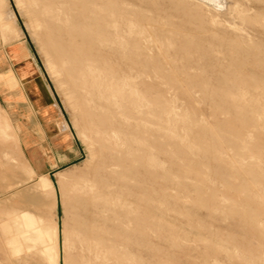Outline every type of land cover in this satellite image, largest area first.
Segmentation results:
<instances>
[{
  "label": "rangeland",
  "instance_id": "rangeland-1",
  "mask_svg": "<svg viewBox=\"0 0 264 264\" xmlns=\"http://www.w3.org/2000/svg\"><path fill=\"white\" fill-rule=\"evenodd\" d=\"M12 3L0 264H264V0ZM24 33L44 126L11 61Z\"/></svg>",
  "mask_w": 264,
  "mask_h": 264
},
{
  "label": "crops",
  "instance_id": "crops-1",
  "mask_svg": "<svg viewBox=\"0 0 264 264\" xmlns=\"http://www.w3.org/2000/svg\"><path fill=\"white\" fill-rule=\"evenodd\" d=\"M12 48H10V56H11V61H12V65L15 68L16 74L19 77H22L24 82L26 83L25 86V93L24 96L25 98L28 100L29 102V108H33L36 111L37 117L39 116L41 122L44 126V124H46V119L44 118L43 114V103L42 100L40 99V96L38 94V92L36 91L35 86H33V82H34V78H35V74L37 73V68L36 65L34 63V61L31 58V52H30V48L29 46L26 44V46L24 45H19V44H13L11 46ZM21 99V98H19ZM24 100H19L18 102H15L14 104L17 103L16 106H18L21 104L23 106ZM20 106V107H22ZM29 108H23L24 109H29ZM20 109V108H19ZM27 113V110H24ZM22 111L20 110L18 113H21ZM29 113L32 114V111H29ZM22 114V113H21ZM44 118V119H43ZM22 119V118H21ZM34 128L28 126V124H25L24 130H27L29 132H33ZM54 135V134H53ZM53 135H50L52 137H50V141H52V139H54ZM28 138L31 139V136H29V134H27ZM59 138V136H56ZM55 137V138H56ZM63 143V140L60 139ZM74 142L77 144V142L74 140ZM72 145V144H71ZM35 161H37L35 159Z\"/></svg>",
  "mask_w": 264,
  "mask_h": 264
},
{
  "label": "bare ground",
  "instance_id": "bare-ground-1",
  "mask_svg": "<svg viewBox=\"0 0 264 264\" xmlns=\"http://www.w3.org/2000/svg\"><path fill=\"white\" fill-rule=\"evenodd\" d=\"M207 1H208V0H207ZM212 1H213V0H212ZM214 1H215V0H214ZM9 2H10V4H11V6H12V9H13L15 15H16V18H17L18 22L20 23V25H21V27H22V24H21V22H20V20H19L18 14H17V12H16V10H15V8H14V5H13V3H12V0H9ZM219 2H220V1H219ZM217 3H218V1H217ZM24 34H25V33H24ZM26 37H27V38H26ZM25 38H26V41L28 42L29 39H28V36H27L26 34H25ZM29 43H30V41L28 42V45H29ZM30 44H31V43H30ZM31 46H32V44H31ZM29 47H30V45H29ZM30 49H31L32 53L34 54V57H35L36 61L38 62L39 66H40V68H41V70H42V72H43L42 66H41V64H40V62H39L38 57L36 56V54H35V52H34L33 46H32V48L30 47ZM32 49H33V50H32ZM44 76L46 77L45 73H44ZM46 80H47V82H48L47 77H46ZM48 83H49V82H48ZM49 86H50V89L52 90V93H53V96H54V98H55V100H56V103L58 104V106H59V108H60L62 114H64V113H63V109H62V107H61V105H60V102H59V100H58L56 94L54 93V91H53V89H52V87H51L50 84H49ZM64 118H65V117H64ZM65 120H66V119H65ZM70 132H71V134H72V136H73V139H75V141L77 142L76 137H75V135H74V133L72 132L71 129H70ZM77 143H78V142H77ZM78 149H79V151H80V153H81L80 147H79ZM81 156L83 157V154H82V153H81ZM54 172L56 173V172H58V170H57V171H54ZM53 174H54V173H53ZM54 187H55V189H56V197H57V202H58L57 187H56V185H54ZM58 205H59V203H58ZM59 223H60V218H59ZM58 229L60 230V225L58 226ZM59 239H60V237H59ZM61 257H62V253L60 252V254H59L60 264H61Z\"/></svg>",
  "mask_w": 264,
  "mask_h": 264
},
{
  "label": "water",
  "instance_id": "water-1",
  "mask_svg": "<svg viewBox=\"0 0 264 264\" xmlns=\"http://www.w3.org/2000/svg\"><path fill=\"white\" fill-rule=\"evenodd\" d=\"M27 38V37H26ZM29 42V41H28ZM29 45H30V47L32 48V46H31V44L29 43ZM33 50V49H32ZM51 175H52V173H51ZM59 218H60V216L58 215V226L60 225V223H59Z\"/></svg>",
  "mask_w": 264,
  "mask_h": 264
}]
</instances>
